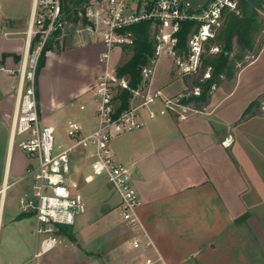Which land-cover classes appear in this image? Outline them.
Returning <instances> with one entry per match:
<instances>
[{"label":"crops","instance_id":"crops-1","mask_svg":"<svg viewBox=\"0 0 264 264\" xmlns=\"http://www.w3.org/2000/svg\"><path fill=\"white\" fill-rule=\"evenodd\" d=\"M28 22L26 17L0 14V65L16 70L13 75L0 71V264H32L36 247L35 218L18 204L29 188L27 170L35 158L22 152L10 133ZM89 40L75 49L74 60L47 54L36 76L42 123L55 128L48 116L65 108L66 123L78 121L83 135L97 127L94 106L91 111L86 106L80 109L82 104L79 112L70 108L75 98L91 93L94 77L105 68L99 61L105 46ZM57 63L73 66L79 80L69 90L46 95L40 78ZM180 79L183 88L169 97L186 88ZM229 81L222 80L211 91L201 110L187 105L190 109L183 119L171 111L158 114L145 118L143 127L111 139L115 160L132 166V181L141 199L138 216L167 264H264V156L259 150L255 157L247 155L252 148H247L246 126L254 116L240 119L252 99L241 100L233 115L214 114L239 85L230 87ZM221 89L223 93L217 94ZM135 253L141 262V250ZM145 253L155 254L153 248Z\"/></svg>","mask_w":264,"mask_h":264},{"label":"built area","instance_id":"built-area-1","mask_svg":"<svg viewBox=\"0 0 264 264\" xmlns=\"http://www.w3.org/2000/svg\"><path fill=\"white\" fill-rule=\"evenodd\" d=\"M240 3L241 0H208L199 10L193 11L181 0L91 1L84 9L83 21H79L76 33L80 39L101 42L106 48L99 57L105 68L90 86L98 124L92 132L83 135L81 124L68 120L65 130L72 143L60 148L55 143V128L40 119L35 71L43 45L57 29L62 31L67 22L63 20L62 0H33L26 30L27 50L17 71L15 110L10 128L11 138L18 148L35 158L27 170L29 188L18 198L19 209L35 218L36 247L32 264H38L40 256L63 242L59 226L73 225L76 217L86 210L78 193L79 182L73 178L82 168L81 164L74 163L77 154L87 160L88 170L82 180L90 182L102 176L118 196L119 218L129 233V246L142 252L140 264H167L138 216L141 199L132 181V166L115 160L111 139L143 127L145 118L158 114L171 111L180 119L186 117L189 106L181 104L179 99L164 97L159 88H150L158 56L162 51L168 54L179 77L200 74L205 45L214 39L227 12H240ZM258 10L264 18V3ZM142 21L151 23L154 57L141 68L140 85L130 89L128 79L117 74V66L108 68V61L112 49L119 48L121 52L123 46L134 44L135 35L130 27ZM187 22H194L196 28L186 36V52L178 53V33ZM35 37L32 48L31 41ZM217 51L216 46H210V53ZM0 71L16 73L2 65ZM210 72V68H206L202 80L209 78ZM117 89H128L131 93L129 106L123 110H118ZM193 93L198 95L199 89L194 88ZM157 103L161 107L153 108ZM80 109H84V105H80ZM149 248L154 249V255L145 253Z\"/></svg>","mask_w":264,"mask_h":264},{"label":"rangeland","instance_id":"rangeland-1","mask_svg":"<svg viewBox=\"0 0 264 264\" xmlns=\"http://www.w3.org/2000/svg\"><path fill=\"white\" fill-rule=\"evenodd\" d=\"M29 2L30 0H0V14L21 19L26 17L29 20ZM257 16L261 28L252 33L253 47L251 50L243 49L233 38L230 57L234 59L235 74L231 78L223 80H230V87L237 82L239 85L215 109L214 114L228 111L227 113L233 115L235 111L237 113L241 100L250 98L253 101L261 98L264 93V18L260 10H258ZM79 24L80 22L65 24L60 36L53 39L52 49L46 52V57L47 54H50L52 57L64 56L66 59L74 60L75 49L86 43V38L80 39L77 36L76 30L80 27ZM129 55L130 53L120 52L119 48L112 49L108 68L119 66ZM237 56H241V58L237 59ZM88 57L91 62V52ZM237 71H240L239 75H237ZM198 75L182 78L189 85ZM78 80L79 76L75 73L74 67L63 63L46 68L40 78L46 95L69 90ZM183 86L184 83L173 68L171 57L162 51L154 66L150 88L152 90L160 88L163 96L169 97L182 89ZM223 90L221 89L217 94L223 93ZM188 91L192 92L191 86ZM91 96L92 94L87 92L85 95L75 98L70 108L79 112L78 105L82 104L86 106V111H91L93 108ZM181 96L176 95L169 98L178 100ZM178 110L182 109L178 108ZM86 111L81 112L86 113ZM252 111L255 113L254 118L250 125L246 126L247 148L252 149L247 151V155L255 157V151L259 150L264 156V102L261 108L253 107ZM257 112L260 114H256ZM167 114L170 115V113ZM48 117L55 125V143L60 144V147L70 144L71 139L65 130L68 118L67 109L58 110ZM75 159V164L83 166L81 173L74 174L73 178H77L76 180L79 182L78 193L86 204V210L76 217L73 225L67 227L72 238L62 234L63 242L55 249L40 256L37 260L38 264H139L140 260L135 253L138 249H133L128 245L129 233L119 218L117 204L119 201L117 202L115 191L102 176L95 177L90 182L82 180L88 170L87 160L78 154Z\"/></svg>","mask_w":264,"mask_h":264},{"label":"trees","instance_id":"trees-1","mask_svg":"<svg viewBox=\"0 0 264 264\" xmlns=\"http://www.w3.org/2000/svg\"><path fill=\"white\" fill-rule=\"evenodd\" d=\"M93 0H62L63 20L67 23L83 21V12L85 7ZM261 4L258 6V8ZM258 8L254 11L252 17L245 16V0H241L240 12L235 14L227 12L224 16V21L220 29L217 31L216 36L204 47L205 51L202 56L201 73L187 85L184 93L179 99V102L184 105H191L192 108L201 110L203 105L210 97L211 91L219 85L225 78H231L234 75V59L230 57L233 48V38L241 45L243 49L251 50L253 47L252 33L260 30V21L257 16ZM149 21H142L130 27L135 35V41L132 46H123V54L130 53L119 66L116 71L119 76L128 79V86L130 89L138 87L141 83V68L150 63L154 57V37L153 30L151 29ZM192 28H196L194 22H187L178 33V43L176 51L186 52V36ZM61 30L57 29L49 37L47 42L43 45L36 67L35 73L38 74L41 68L45 65L46 52L52 49V41L61 34ZM37 37L31 41V47H34ZM210 46H216L217 52L210 53ZM241 56H237L240 59ZM210 68V77L202 80V74L206 68ZM189 86L192 92L188 91ZM199 89L198 95L193 94L194 88ZM131 93L128 89H117L116 99L119 102L118 110H123L129 106ZM264 102V93L261 98L251 101L241 114L240 119H246L255 115L252 108H259L261 103ZM237 222L241 221L240 218L236 219ZM70 225L59 226L60 232L72 238L68 228Z\"/></svg>","mask_w":264,"mask_h":264},{"label":"water","instance_id":"water-1","mask_svg":"<svg viewBox=\"0 0 264 264\" xmlns=\"http://www.w3.org/2000/svg\"><path fill=\"white\" fill-rule=\"evenodd\" d=\"M189 9L193 11L199 10L203 7L208 0H181ZM264 3V0H245V16L247 18L252 17L254 11L260 4Z\"/></svg>","mask_w":264,"mask_h":264}]
</instances>
